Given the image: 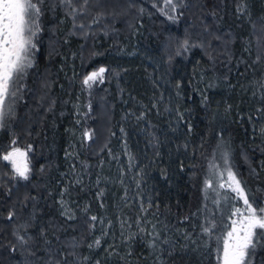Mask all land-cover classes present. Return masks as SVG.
Segmentation results:
<instances>
[{
  "label": "trees",
  "instance_id": "16d2710c",
  "mask_svg": "<svg viewBox=\"0 0 264 264\" xmlns=\"http://www.w3.org/2000/svg\"><path fill=\"white\" fill-rule=\"evenodd\" d=\"M83 1L42 0L24 92L0 124V264H219L246 211L211 173L219 147L249 203H264V0H185L175 23L148 0H126L115 21L99 22L101 7L83 21L91 5L73 19ZM11 147L27 153L23 182L2 159ZM125 225L135 233L114 243Z\"/></svg>",
  "mask_w": 264,
  "mask_h": 264
},
{
  "label": "snow or ice",
  "instance_id": "6c2138e0",
  "mask_svg": "<svg viewBox=\"0 0 264 264\" xmlns=\"http://www.w3.org/2000/svg\"><path fill=\"white\" fill-rule=\"evenodd\" d=\"M42 0H0V124L6 114L11 111V105L8 104L10 97H15L14 90L15 78L26 66H31L29 55L31 49L35 48L33 37L40 31L38 18L40 15L39 3ZM61 4L72 6L73 0H60ZM87 3V0H85ZM166 5H170L175 10L176 5L173 0H165ZM76 11L72 8V13ZM169 19H176L169 16ZM83 27V25H81ZM187 49L189 41L185 39L181 45ZM106 69L99 68L88 74L83 83L91 86V83L97 79L102 80ZM87 135V133H86ZM15 143V142H13ZM2 159L12 164L15 175L27 180L29 167L27 164V153L18 147H13ZM228 187L243 199L246 213H241L236 209L234 214H239V220H233L231 230L223 238L222 247L218 249V260L220 264H251V256L259 243L264 238V231L260 234L256 229L264 230V207L254 208L244 194L240 181L235 175L227 171ZM210 187V183L206 182ZM221 187L224 185L221 184ZM13 213H9L11 219ZM93 220L96 217H92ZM211 228H205V233H210ZM24 243V237H19ZM97 245L99 240L96 241Z\"/></svg>",
  "mask_w": 264,
  "mask_h": 264
},
{
  "label": "rangeland",
  "instance_id": "374dc122",
  "mask_svg": "<svg viewBox=\"0 0 264 264\" xmlns=\"http://www.w3.org/2000/svg\"><path fill=\"white\" fill-rule=\"evenodd\" d=\"M51 1H54V0H51ZM58 1H60V0H58ZM150 3L149 4H154V6H155V8L158 10H160V11H162V13H164V15H169V16H174V17H176L175 15L177 14V13H180L178 10L176 11L175 10V12H173V9H172V7L170 6V5H166V3H165V0H148ZM126 2V0H124L123 2H122V0H108L107 1V4H109V6H104V5H102L103 3H106V0H87V3H85V0L81 3V4H79L78 5V7H75V9H76V11H75V13L73 14L72 13V10L70 11V13L72 14V17H73V19H74V17H75V15H76V17L77 18H79L78 16H80L81 14V11H84V7H86V6H92L93 8H86V11H85V13L87 12V14L85 15V16H83V18H82V20L84 21V20H87V18H88V15H91V14H93V13H97V12H100L101 10H96V9H100V7L101 8H103V13H101V15L99 16V18H98V20H99V22H100V18L102 17V18H109L111 21H115V19L123 12V11H118V10H116V9H120L123 5H124V3ZM184 2H185V0H173V4H175L176 5V7H178V8H183V5H184ZM111 4V5H110ZM74 5V4H73ZM72 5V6H73ZM71 6V7H72ZM70 7V8H71ZM105 7V8H104ZM39 8H40V15H39V18H38V23H39V27H40V17H41V6H40V3H39ZM82 9V10H81ZM102 12V11H101ZM171 12H173V13H171ZM180 14H177V16H179ZM101 18V19H102ZM78 20V19H77ZM170 20H172V19H170ZM178 20H172V22L173 23H175V22H177ZM96 22V20L94 21V23ZM81 25H83V23L82 22H75L74 23V26H75V28L78 30V31H81V30H83V27H85V28H88V27H86V26H84L83 25V27H81ZM86 30H90V29H86ZM39 35H40V31L37 33V35L35 36V37H33V43L35 44V48H33V49H31V52H30V55H29V59L31 60V66H26L24 69H23V71L20 73V74H18V76L15 78V81H14V90H15V92H16V95H15V97H10L9 99H8V103L10 104V102H12L13 100H14V103H13V106L15 107L16 106V103H17V100L19 99L18 97H21V95L23 94V87L21 86H19V84L20 83H22V84H24L25 82H26V78H27V76L29 75V70H30V68L32 67V63L34 62V59H35V55H36V51H37V49H38V38H39ZM71 68H74L73 67V65L71 64ZM96 70H98V69H95V70H93V71H96ZM93 71H91V72H93ZM90 72V73H91ZM89 73V74H90ZM104 79H105V75L103 74V78H102V80H100V79H97L96 81H94V82H92L91 83V86H88V85H85L84 84V89L86 90V94H88V93H90L91 91H92V89H93V87H95L97 84H100V83H102L103 81H104ZM27 83V82H26ZM255 91H257V88H255ZM90 96V95H89ZM13 99V100H12ZM11 112H12V109H11V111L9 112L10 114H11ZM8 113V114H9ZM17 118L18 117H16V121H17ZM261 118H262V116H261ZM262 123H263V121H262ZM262 126V125H261ZM259 132L261 133V135H264V123H263V127L262 128H259ZM22 151H24L22 148H20ZM12 150V147L11 148H9L8 150H6V151H4V154H3V156L8 152V151H11ZM25 152V151H24ZM228 152V150L225 148V147H219V149L217 150V154H215V157H214V162H213V164L211 165V167H210V170H211V173L213 174V175H215V176H217V179L222 175V174H224L223 176H226L227 178H225L224 179V182L222 181V180H220V183H224V185L226 186V187H228V183H229V181H228V175H227V171L229 170V169H227L225 166H226V158L225 157H227V153ZM121 156H122V154H120V153H118V152H112L111 154H110V157L112 158V159H114V161H119V160H121ZM131 153L128 151V149L126 150V152H125V158L129 161L130 160V158H131ZM131 160H133L132 158H131ZM8 163H9V165H10V167L12 168V164H11V162H9V161H7ZM27 164H28V167H29V169H30V171H29V174H28V178L30 177V175H31V165H30V162H28L27 161ZM118 164H120L119 162H118ZM129 165H130V162H129ZM12 171L14 172V169L12 168ZM224 172V173H223ZM226 172V173H225ZM14 175H15V172H14ZM16 176V175H15ZM16 178H18L19 180H21L22 182H23V180L24 179H22V178H20V177H18V176H16ZM134 178V174H133V171H132V173H131V177H130V179H133ZM134 180V182H135V179H133ZM219 180H218V182H219ZM25 181V180H24ZM121 186H122V189L123 190H126V188H127V185L125 184L124 185V183L123 182H121ZM241 186V185H240ZM132 187H133V189H136V191L137 192H139V189H140V184H138V183H134L133 185H132ZM228 188H230V187H228ZM242 188V187H241ZM231 190H232V188H230ZM125 192V191H124ZM236 193V192H235ZM125 194V193H124ZM237 194V193H236ZM244 194H245V192H244ZM238 195V194H237ZM246 195V194H245ZM137 198L139 199V195L137 196ZM248 199V198H247ZM241 200H242V202H243V199L241 198ZM244 203V202H243ZM252 205V204H251ZM254 208H257V210L259 209V207H264V203L263 204H255V205H252ZM69 210H71L70 211V213H69ZM66 212L69 214V215H71V212H72V207H68V209H66ZM244 214H247L246 213V211L245 212H243ZM117 225H120V226H122L121 224H122V217H120V216H117ZM124 219L126 220L127 219V217L126 216H124ZM240 219V216H239V214H237L236 216H234L232 219H231V224H230V229L229 230H231V225H232V222H233V220H239ZM127 221H129V219H127ZM129 224H130V222H129ZM128 229H129V227L127 226V225H125ZM141 226H138L137 227V229L138 228H140ZM142 228V227H141ZM130 230V231H129ZM128 230V233H127V231H125L124 229H123V233H120V232H116V234H120L118 237H116L115 238V240H114V243H118V242H120V241H122V237L123 236H127V235H130L131 236V234L133 233H135L134 231L132 232V230L131 229H129ZM257 230V229H256ZM138 231H139V229H138ZM121 236V237H120ZM219 264H220V261H219Z\"/></svg>",
  "mask_w": 264,
  "mask_h": 264
}]
</instances>
